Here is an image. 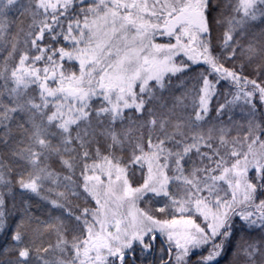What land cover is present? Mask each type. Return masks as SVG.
Segmentation results:
<instances>
[{"label": "snow or ice", "instance_id": "obj_1", "mask_svg": "<svg viewBox=\"0 0 264 264\" xmlns=\"http://www.w3.org/2000/svg\"><path fill=\"white\" fill-rule=\"evenodd\" d=\"M0 264H264V0H0Z\"/></svg>", "mask_w": 264, "mask_h": 264}, {"label": "trees", "instance_id": "obj_2", "mask_svg": "<svg viewBox=\"0 0 264 264\" xmlns=\"http://www.w3.org/2000/svg\"><path fill=\"white\" fill-rule=\"evenodd\" d=\"M9 15H10V16H15L16 14H15V13H10Z\"/></svg>", "mask_w": 264, "mask_h": 264}]
</instances>
